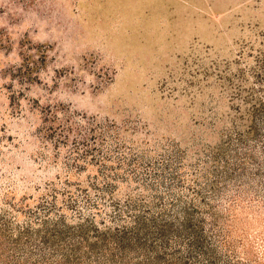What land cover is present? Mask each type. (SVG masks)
I'll use <instances>...</instances> for the list:
<instances>
[{"label": "rangeland", "instance_id": "374dc122", "mask_svg": "<svg viewBox=\"0 0 264 264\" xmlns=\"http://www.w3.org/2000/svg\"><path fill=\"white\" fill-rule=\"evenodd\" d=\"M0 264H264V0H0Z\"/></svg>", "mask_w": 264, "mask_h": 264}]
</instances>
